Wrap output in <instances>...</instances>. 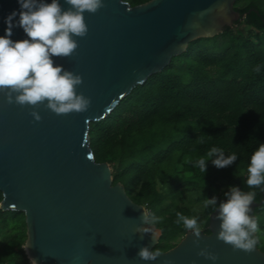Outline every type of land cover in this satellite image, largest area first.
<instances>
[{
  "label": "water",
  "instance_id": "1",
  "mask_svg": "<svg viewBox=\"0 0 264 264\" xmlns=\"http://www.w3.org/2000/svg\"><path fill=\"white\" fill-rule=\"evenodd\" d=\"M237 0H150L132 7L124 0H104L96 13L85 12L88 34L74 37L76 52L53 57L54 64L83 77L77 92L91 98L82 113L57 115L45 104L35 109L7 102L0 93V210L25 214V253L38 264H264L258 248L247 253L217 239L218 208L211 214L210 234L199 244L189 230L155 261L137 253L154 250L162 236L136 232L145 206L136 204L121 183L114 184L109 163L96 162L89 130L105 119L132 90L162 72L189 44L213 38L243 18ZM51 3V0H45ZM67 10L65 0H60ZM20 11L19 0H0V36L6 18ZM19 20L17 15L13 24ZM13 41L29 39L22 27L12 29ZM38 111L36 121L31 112ZM224 199L223 201H225ZM264 203L250 205L249 215ZM207 248L216 261L197 253Z\"/></svg>",
  "mask_w": 264,
  "mask_h": 264
},
{
  "label": "trees",
  "instance_id": "2",
  "mask_svg": "<svg viewBox=\"0 0 264 264\" xmlns=\"http://www.w3.org/2000/svg\"><path fill=\"white\" fill-rule=\"evenodd\" d=\"M132 7L150 0H124ZM243 18L213 38L198 39L160 73L135 87L105 118L90 124L89 137L98 163H109L114 184L145 206L162 236L154 250L174 248L191 230L177 213L197 218L210 234L211 214L231 187L249 188L251 157L264 143V0H237ZM212 148L237 160L223 169L208 157ZM209 160L207 171L196 162ZM198 193L200 212L188 195ZM217 205H205L206 198ZM3 195L0 192V201ZM258 248L264 252V203L255 211ZM25 214L0 210V264H30L25 250Z\"/></svg>",
  "mask_w": 264,
  "mask_h": 264
},
{
  "label": "clouds",
  "instance_id": "3",
  "mask_svg": "<svg viewBox=\"0 0 264 264\" xmlns=\"http://www.w3.org/2000/svg\"><path fill=\"white\" fill-rule=\"evenodd\" d=\"M70 5L67 10L62 8L60 0H19L20 11L13 12L6 18V34L0 36V93H4L9 104L32 106L34 109L45 104L57 115L72 112L82 113L91 105V98L77 92L83 83V77L67 70L63 65L54 64L53 57H69L73 55L78 42L74 37H85L88 25L85 22V12L96 13L105 7L104 0H65ZM19 20L13 24L14 18ZM22 27L29 39L13 41L12 29ZM31 115L36 121L42 119L38 111ZM218 169L231 166L236 160L235 153L225 156L222 149L212 148L208 157ZM209 160L199 159L196 164L204 172L207 171ZM249 175L246 181L249 188L264 185V143L251 157L247 169ZM255 191L244 193L239 187H231L225 193L226 200L218 205V219L221 221L217 239L229 244L233 250H243L252 253L256 250L257 231L256 220L249 215L250 205L255 198ZM205 205L216 206L217 198H206ZM177 223L183 222L187 229L193 230L199 244L201 229L197 225V218H188L177 213ZM142 224L136 232L151 234L152 241L157 240L158 234L150 225H155L157 219L150 217L143 210L140 217ZM206 259L216 261L218 256L207 248L198 253ZM161 255L159 249L151 250L149 246L142 247L137 256L143 261H155ZM30 264H38L30 258ZM195 264V262H193Z\"/></svg>",
  "mask_w": 264,
  "mask_h": 264
},
{
  "label": "rangeland",
  "instance_id": "4",
  "mask_svg": "<svg viewBox=\"0 0 264 264\" xmlns=\"http://www.w3.org/2000/svg\"><path fill=\"white\" fill-rule=\"evenodd\" d=\"M199 196H200V194L194 193V194L188 195V199H187V201L190 204L191 208L193 210H195V211H198V212H200L202 210V208H203V202L198 201L199 200L198 199ZM26 239L27 238L24 239V242H26Z\"/></svg>",
  "mask_w": 264,
  "mask_h": 264
}]
</instances>
